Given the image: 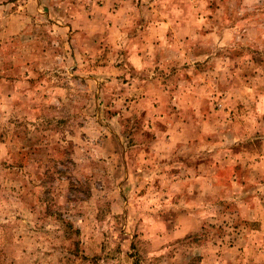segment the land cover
I'll list each match as a JSON object with an SVG mask.
<instances>
[{"label":"rangeland","instance_id":"rangeland-1","mask_svg":"<svg viewBox=\"0 0 264 264\" xmlns=\"http://www.w3.org/2000/svg\"><path fill=\"white\" fill-rule=\"evenodd\" d=\"M124 1L0 0V264H264V0Z\"/></svg>","mask_w":264,"mask_h":264},{"label":"crops","instance_id":"crops-1","mask_svg":"<svg viewBox=\"0 0 264 264\" xmlns=\"http://www.w3.org/2000/svg\"><path fill=\"white\" fill-rule=\"evenodd\" d=\"M80 1V0H79ZM82 1H84V2H86V0H82ZM166 1H171V0H166ZM165 1V2H166ZM122 5H121V10L122 11H120L119 12V15H121V18L122 19H129L130 20V18H131V15H129V14H127V11H126V9L124 10V8H126L127 6H129L130 4H131V1L130 0H128V1H124V2H122L121 3ZM85 7L86 6H83L82 7V9H78L77 11H78V13L76 12H74V10H72V12L70 13V18H71V20L69 21L70 22V25H71V27L73 26V28H74V25H76V23H77V25H79V27H80V21L78 20V19H81L82 18V25L84 26L85 25V23H86V26L85 27H83V29L82 30H80L79 31V34L78 35H80V36H82L84 39H86V40H88V43H89V41H90V36H92L93 37V35H90V33H89V30H86L87 29V27L89 26V29H90V22L89 21H87V20H85V18L87 17V19L89 20V17H88V15H87V12L85 11L86 9H85ZM102 12V11H101ZM106 14H105V18H109L110 16H112V15H110V14H108L106 11H104ZM179 12V11H178ZM150 13V16H152V14H153V11H150V12H148V14ZM157 15H159V13L157 12ZM132 18H134V19H136L137 18V14L135 13V15L132 17ZM150 22V21H149ZM107 23H109L108 21H107ZM103 25H106V23H102ZM146 24H148V25H144V29H152V31H155L156 32V34H159L160 36H162V37H167V34L169 33V28H170V26H168L165 22H162L161 24H159L158 26H155V25H152L151 26V23L149 24V23H146ZM146 26V27H145ZM154 26V27H153ZM69 29L71 28L69 25L67 26ZM145 30V31H146ZM74 31H76V30H74ZM86 32V33H85ZM124 33H126V31L124 30L123 31V33L122 34H124ZM145 36L144 35H141V36H139V38L138 39H136V40H134V41H132V43H134V44H136V48L134 49V50H132L131 49V52H130V58H131V60H132V63H134L135 65H137V66H143V65H145V64H150V62H149V60H148V54H152L153 53V51H151V50H154L155 48H156V43L155 42H151V39H148V40H146V38H144ZM144 38V39H143ZM89 45V44H88ZM168 46V48H169V46H170V43L169 42H167V43H162L161 44V47L162 48H166ZM87 47H89V46H87ZM87 50L85 49V46L83 45L82 47H78V48H76L75 49V51H74V53L75 52H78V54L79 55H81V53H84V52H86ZM75 55H76V53H75ZM127 58H128V56H127V52L125 53V55L124 56H122V59H124V61L126 60L127 61ZM141 88H142V92L140 93V95H138V98H144V96H145V94H147V96H148V93H145L144 92V88L141 86V85H139ZM135 87V85H133V88ZM136 90L138 89V85L136 86V88H135ZM155 110H157V109H155ZM173 112H175L176 110L173 108Z\"/></svg>","mask_w":264,"mask_h":264}]
</instances>
